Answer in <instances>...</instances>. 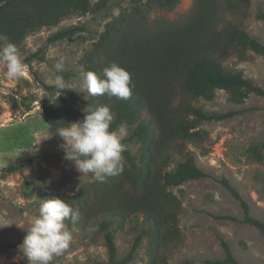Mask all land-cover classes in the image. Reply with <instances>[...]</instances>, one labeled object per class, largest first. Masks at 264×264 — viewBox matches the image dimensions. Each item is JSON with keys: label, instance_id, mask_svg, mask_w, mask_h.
<instances>
[{"label": "rangeland", "instance_id": "obj_1", "mask_svg": "<svg viewBox=\"0 0 264 264\" xmlns=\"http://www.w3.org/2000/svg\"><path fill=\"white\" fill-rule=\"evenodd\" d=\"M114 9H119L118 17ZM225 21L264 44V0H178L173 5L162 0H90L87 10L40 27L16 44L25 58V76L9 80L6 66L0 62V264H28L21 248L26 231L37 218L42 200L54 196L78 206L82 218L75 225L67 221L69 228L76 227L78 232L73 234L70 248L52 264H106L103 232H90L88 228L118 212L121 198L145 196L146 188L133 183L126 160L123 174L109 177L107 182L96 181L92 174L82 176L74 162L65 159V150L60 147L65 141L57 130L49 129L43 108L62 96L74 114L73 122H83V109L93 96L82 89L78 69L83 66L88 71L93 65L100 71L115 40L121 43V34L165 33L199 24L207 36L219 31ZM72 26L83 30L60 40H48L56 31ZM114 28L117 37L112 36ZM108 30L114 42L109 49H101L96 43ZM8 43L0 34V50ZM61 57L65 70L57 73L55 64ZM219 62L226 69L242 71L244 77L264 88L263 55L231 49ZM56 75L63 76L71 94L45 88L54 85ZM179 97L177 88L174 104ZM191 103L207 112L233 114L222 120L203 121L192 140L177 138L164 151L161 147L155 165L161 167L166 157L170 170L189 150L205 176L165 189L162 200L155 202L160 220L157 234L143 220L141 210L128 213L120 224L112 223L117 255L127 254L140 234L139 245L127 264H210L208 261L223 260L219 242L223 239L238 264H264V235L241 222V205L225 185L238 192L251 216L264 221V149L262 160L252 153L264 138V97L251 94L235 104L223 90H216L212 99L198 98ZM141 116L145 117V111ZM121 126L126 127L128 138L135 125L123 123L117 129ZM124 144L141 166V143L125 140ZM8 165L18 168L6 172L3 169ZM113 179L117 180V189L108 191ZM5 243H14V247L8 248Z\"/></svg>", "mask_w": 264, "mask_h": 264}, {"label": "trees", "instance_id": "obj_2", "mask_svg": "<svg viewBox=\"0 0 264 264\" xmlns=\"http://www.w3.org/2000/svg\"><path fill=\"white\" fill-rule=\"evenodd\" d=\"M162 1L167 5H173L178 0ZM238 1L247 2L248 0ZM89 3L90 0H0V34L9 43L17 44L28 33L40 27L55 25L74 12L87 10ZM116 29H112L113 37H117ZM80 30L83 29L78 26L64 28L53 33L48 40H60ZM203 31L204 27L201 25L192 24L175 27L174 31L165 33L139 35L128 32L126 36L121 34V39L118 40L121 43L118 45L116 40L114 42L111 39L108 30L105 34H101L96 43L101 49H109L111 42H114L116 46L109 49V55L105 63L101 65L100 71L93 65L88 71L100 75L104 67L116 63L131 73L135 87L129 100L114 97L109 100L106 95L95 96L88 106L94 108L106 103L115 114L112 130H116L123 123L135 125L125 140L141 143L143 149L141 166L136 164L128 150L123 155L128 162V175L133 183L146 188L145 196L121 198V208L118 212L111 213L109 219L99 223V230L103 232L107 251L106 264L130 262L142 238V235H137L129 252L119 257L112 223L120 224L125 215L141 210L143 220L157 234L160 220L155 202L162 200L165 189L205 176L189 150L185 152L182 159L175 162L170 170L167 169L166 157L161 167L157 168L155 165V159L161 152V147L164 151L170 145L169 142L177 138L182 141L192 140L197 134L196 128L203 121L222 120L233 114L232 111L207 112L192 104L191 100L198 98L210 100L216 90H223L228 95V99L235 104L242 103L251 94L264 97V88L244 77L242 71L226 69L219 62V58L225 56L231 49H236L239 53L250 50L264 56V44L230 21H225L216 33L205 36ZM124 32L127 31L124 30ZM45 88L60 94H71L66 89L60 92L54 85L45 86ZM177 88L180 91V97L174 104ZM142 111H145V117L141 116ZM43 112L51 131L68 127L75 118L66 99L62 96L56 97L46 105ZM254 147L257 148L252 153L257 156V160H262L261 150L264 149V138ZM17 168L16 165H8L3 170L11 172ZM116 181L112 180L108 191L117 189L114 185ZM225 185L241 205L243 210L241 222L255 227L264 235V221L251 216L247 203L238 192L227 183ZM162 205L163 202L160 203V207ZM219 242L224 253L223 260L208 262L238 264L227 242L223 239ZM5 246L12 248L14 243H5Z\"/></svg>", "mask_w": 264, "mask_h": 264}, {"label": "clouds", "instance_id": "obj_3", "mask_svg": "<svg viewBox=\"0 0 264 264\" xmlns=\"http://www.w3.org/2000/svg\"><path fill=\"white\" fill-rule=\"evenodd\" d=\"M113 14L118 17L119 9H114ZM24 59L14 43H8L0 50V62L6 66L9 80L25 76L27 66ZM55 70L57 73L65 70L63 57L55 64ZM78 71L81 87L90 96L106 95L129 100L133 95L135 85L131 73L116 63L104 67L100 75L86 71L83 66ZM54 85L60 92L71 89L62 75L55 76ZM83 111L86 113L83 122H73L57 130L56 133L65 141L60 147L65 150V159L73 161L82 176L92 174L96 181L104 183L107 178L124 172L126 161L123 153L127 146L123 141L127 138V129L124 126L111 129L115 114L108 105L88 106ZM81 218L80 208L66 199L54 196L42 200L38 216L26 231L21 246L28 264H52L55 258L62 256L74 241L73 234L78 232L76 227L69 228L67 221L71 220L75 225ZM98 230V225L88 228L90 232Z\"/></svg>", "mask_w": 264, "mask_h": 264}]
</instances>
